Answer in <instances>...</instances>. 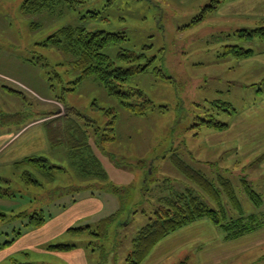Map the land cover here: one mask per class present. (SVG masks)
I'll return each instance as SVG.
<instances>
[{"label":"rangeland","instance_id":"rangeland-1","mask_svg":"<svg viewBox=\"0 0 264 264\" xmlns=\"http://www.w3.org/2000/svg\"><path fill=\"white\" fill-rule=\"evenodd\" d=\"M26 1L0 0V133L10 134L35 122L73 119L88 132L107 179L81 175L63 146H51L46 155H33L60 167L51 171L53 177L47 168L8 164L15 145L0 154V177L10 181L1 187L13 194L0 197V242L15 239L0 250V264H11L14 259L69 264L67 258L72 260L74 254L77 262L85 256L87 264H127L137 233L172 193L191 191L219 209L176 169L173 154L214 183L220 176L231 181L244 217L257 215L264 222V62L257 61L264 53V40L241 36L243 30L264 28V13L259 8L253 10L256 3L247 9L248 2L243 0H88L73 11L58 1L43 9L26 6ZM69 26L125 35L126 41L110 44L105 53L122 68L138 63L147 66L145 72L131 76L123 89H142L155 109L144 115L130 112L93 77L69 92L68 83L79 74L74 72L76 56L64 48L65 42L49 41ZM229 45L251 49L252 54L226 56L224 48ZM122 50L146 57L125 63L119 58ZM232 108L235 113L226 112ZM106 110L117 115L116 136L111 144L99 147L93 135L96 127L104 129L109 117ZM7 115L14 118L3 119ZM206 115L231 129L196 127L199 118ZM37 128L48 135V140L56 134L59 139L62 133L54 126ZM241 143L257 146L249 158H243L241 152L228 160L225 154L213 164V145ZM25 170L40 186H28L23 181ZM243 181L261 195L262 206L256 207L250 200ZM223 204L231 216H239L224 194ZM36 211L44 212L46 222L39 228L26 226ZM218 229L227 241V232ZM190 232L204 239L203 233L193 229L173 233L167 239L186 238ZM251 235L235 238L238 250L243 251L245 243L241 240L250 241ZM166 244L163 242L162 248ZM57 245L75 248H51ZM173 248L178 247L167 249L172 256L169 264L204 263L202 251L207 254L200 247L197 253L189 248L173 252ZM155 256L162 257L156 264H167L160 249Z\"/></svg>","mask_w":264,"mask_h":264},{"label":"trees","instance_id":"trees-1","mask_svg":"<svg viewBox=\"0 0 264 264\" xmlns=\"http://www.w3.org/2000/svg\"><path fill=\"white\" fill-rule=\"evenodd\" d=\"M53 1L61 2V4L66 5L74 11L80 4H83V2L88 0H27L26 6L43 9L50 6ZM62 1L64 3H62ZM93 16L95 15L93 14ZM241 36H246L248 39H253L257 36L264 40V28L243 30L241 31ZM126 39L125 35L120 36L119 34L106 31L91 32L84 27L73 28L69 26L62 28L55 33L49 38V41L55 43L60 42V44L61 42H65L66 46H64V48L67 47V49L76 56L73 66L75 69L74 72H79V74L68 83V85H70L69 92H74L82 81L89 77H93L97 79L105 89H107L109 95L118 97L121 104L127 110L137 115H144L148 111L155 109L153 101L142 89L129 87L127 90H124L123 88L131 76L145 72L147 66H141V64L138 63L132 64L129 68H122L117 66L115 61L105 53V49L110 44H121L126 41ZM251 54V49H244L230 45L224 48V55L226 56L231 55L241 58L248 57ZM145 57V54H138L128 50H122L119 54L120 60L125 63L139 62ZM45 66L50 65L46 63ZM58 66L61 67V65ZM56 76L60 78L62 75L56 72ZM63 84L64 83L62 82V85ZM227 106L229 109V104H227ZM161 109L164 110L167 108L161 107ZM232 111L228 110L226 112H236L234 108H232ZM106 114L109 117L104 129L96 127L94 130L93 136L96 137L95 142L99 147H104L115 141V123L117 115L111 110H106ZM8 116H10V119L14 118L13 115H7L4 116L3 119H7ZM47 121L44 123L45 126H54L56 131L60 129L62 132L59 139H57L56 134L55 137H52V139L49 140L51 146H63L68 150L70 159L74 161L73 163L77 170L80 171L81 175L85 177H96L97 179L105 181L107 179V173L100 158L94 152L92 144L90 143V137L84 127L80 126L79 123L73 119H68L59 123L49 122L51 120ZM197 126L210 127L221 131L228 129L229 127L228 124L216 120L212 115L209 117L206 115V117L199 118V122L196 124V127ZM56 133L59 134V132ZM172 162L179 172L201 188L220 206V208L211 207L191 191L172 193L169 198L165 199L163 203L158 206L154 212V218H152L150 222L142 227L137 233L133 240L132 252L126 260L127 264H142L155 246L163 239L202 219H208L213 225L226 231L228 239L238 238L264 226V222L257 215H251L247 218L244 217L241 201L239 200L231 181L220 176L218 182L214 183L200 170L193 168V166L189 165L177 154H173ZM14 164L16 165V168L19 167L24 169H27V167L36 168L38 170L47 168L48 171L50 170L48 173L50 177H53V174L51 173L53 169H60V167L56 165L48 164V160L40 156H30L17 161ZM31 177L32 176L29 172L26 170L23 171L22 178L28 186H40L35 185L37 184V181L31 179ZM2 183H10V181L0 177V197H12L13 194H7L6 190L2 189ZM243 183L250 200L253 201L256 207L262 206L263 198L261 195L249 186L246 181H243ZM223 194L229 199L233 208L238 212L239 216L237 218L231 216L229 209L223 204ZM45 222L46 217L44 212L36 211V213L32 214L26 226L39 228L42 227ZM15 232H17V230ZM20 234L21 232L17 234V236H20ZM14 240L15 239L13 238L11 240L0 242V250L11 246L14 243ZM51 248H58L59 250L64 251L71 250L75 247L72 245H57L52 246ZM11 264L34 263L20 262L14 259Z\"/></svg>","mask_w":264,"mask_h":264},{"label":"crops","instance_id":"crops-1","mask_svg":"<svg viewBox=\"0 0 264 264\" xmlns=\"http://www.w3.org/2000/svg\"><path fill=\"white\" fill-rule=\"evenodd\" d=\"M249 1L251 3H249ZM245 2H248L246 4L247 9L250 7V4L256 3V5L258 6L255 9L253 8L251 9L256 11L259 8V10L264 13V0H243L242 3ZM244 14L248 15L249 12L247 13V10H245ZM257 14H261V13H257ZM257 61L264 62V53L260 54ZM248 62L250 61L245 60V63ZM37 127L39 128L44 127V124L35 122L30 125H25L18 131H14L10 134H8L7 131L0 133V154L4 153L5 151H8L13 145H15L13 154H11L7 159L9 162L8 164H13L17 161L23 160L24 158L33 155H41V154L46 155L47 154L46 152L51 151V144L50 141L48 140L49 139L48 135L44 133L41 128H40L41 130H38ZM230 129H228L227 131H229ZM227 131L221 133L223 134L226 133ZM37 143L38 145L35 147V144ZM31 145H33V147H31ZM212 147H213L212 155L215 156V159L212 160L213 164L217 163L221 159V155H225V154H226L225 156L228 157V160L240 156L241 152L245 156L243 158H249L247 157V155L253 150H256L257 148L256 145H251L249 143H244V144L241 143L240 145H226L225 147L220 145L217 146L218 148L214 147L213 145ZM224 148H228V149H224ZM217 151H221L220 155H214L216 154ZM192 229L194 231L203 233L204 239H200L194 232L193 233L190 232V234H188L186 238H183V236H181L179 240H174L172 242H170V240L167 239L171 237L169 236L163 239L159 244L155 246V248L152 250L150 255L142 264H156L157 262H159L162 259V257L155 256V252H157L159 249L163 254V260L165 259L164 263L167 262V264H169L168 261L172 257L171 254L168 255L169 253L167 249L169 248V246L178 247V248H173V252L179 250V253L180 251L183 250V248H189L191 253L193 251L197 253L198 250L197 248L199 247L201 249L205 248L207 254H205L204 251H202L203 252L202 258L204 259V263H200V264H264V228L252 232L250 241H248L247 239L241 240L242 244L245 243L243 251L237 249L236 239H227L226 241L225 238L222 236V234H220L221 232L218 229V227L213 225L211 222H205L201 224L197 221L193 224H190L178 230L177 232H175V234L178 232L184 233ZM208 232L210 234H207ZM163 242L165 243L168 242V244L163 246L164 248H162L161 245ZM74 256L75 254L71 256L73 257L72 260L67 258L69 264L88 263L85 259V256L83 260L80 259L82 261L78 260V262L75 261L77 258ZM197 259L199 261L198 256Z\"/></svg>","mask_w":264,"mask_h":264}]
</instances>
